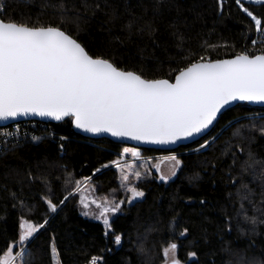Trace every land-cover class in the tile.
Masks as SVG:
<instances>
[{
	"label": "snow or ice",
	"instance_id": "obj_1",
	"mask_svg": "<svg viewBox=\"0 0 264 264\" xmlns=\"http://www.w3.org/2000/svg\"><path fill=\"white\" fill-rule=\"evenodd\" d=\"M225 2L226 0H218V11L221 14L224 12ZM163 3L164 0H156L154 12L159 13ZM234 3L250 18L247 31L256 33L251 43L256 45L258 39L264 43V18L245 7L242 0H234ZM255 3L264 5V0H255ZM43 7L52 9L53 17L58 23H40L39 16L35 23L6 18L8 9L4 0H0V122L16 121L21 117L50 118L55 121L68 118L76 129L84 133L110 134L112 137L153 145H174L200 137L203 142L193 151L201 155L204 151L215 149L224 134L230 132L231 136L224 141L220 155L231 160L226 171L228 183L234 189L227 194L233 215L228 216L225 209L222 230L230 233L232 220L242 219L251 225L250 233L257 235V228L264 224V219H261L264 216V158L258 155L253 145L258 139L264 138V115L248 117L247 122L241 119L229 120L215 134L210 137L206 134L216 127L218 118L235 102L264 105V52L245 51L231 59L217 60L205 59L201 55L198 60L192 61L191 57L195 53L185 47L187 38L177 29L171 33L175 40L174 46L181 54L177 64L181 61L189 62L183 67H177L175 75L170 78H150L142 70H129L119 66L115 51L97 54L78 39L80 33L86 30L82 25L89 24L98 12L107 17L101 23L102 31L105 30V25H114L119 19L115 10L111 13L105 11V8L111 7L108 0H104L103 5L99 0H80L79 8L74 2L69 3V0H56ZM69 25L74 26V31L68 30ZM170 27L176 29L174 23ZM124 28L128 33L126 38L130 40L134 22L129 21ZM145 30L150 35H154L156 31L150 22L138 29L140 33ZM107 32L111 35L112 28L108 27ZM117 41L123 43L119 36L113 37L109 43ZM201 47L214 48L216 45H209L204 41ZM172 59L174 58L169 57L170 61ZM28 138L29 133L22 131L19 125L13 130L0 131V155L13 152ZM30 139L39 143L44 137L31 135ZM59 139L65 141L68 138L61 136ZM59 148L63 154L64 144L60 143ZM129 153L134 158L141 157L137 148H123L122 155ZM165 159L172 162L170 175L160 174L157 178L167 184L169 179L176 176L183 162L176 155ZM112 163L119 170L120 187L125 189V194H131L127 201L104 197L99 202L83 195L78 201L82 206V215L102 219L106 237L109 235L107 230L111 228L109 214L120 212L125 202L131 204L145 196L143 190L129 184L130 176L139 181L141 172L135 169L126 172L125 165L119 159ZM201 166L206 169L211 166L213 172L216 167L212 161H204ZM108 167V164H104L101 168H96L93 175ZM128 167L132 168L131 165ZM157 171L159 172V166ZM28 175L32 181L40 180L44 186L42 200L45 204V218L40 222L24 219L25 208L31 212L33 206L25 205L16 192L4 186L2 190L13 200V207L20 206L21 220L17 238L0 253V264H34V253L29 242L34 243L36 234L48 225L49 215L62 210L65 202L81 192L85 182L92 180V177L78 180L73 173L65 171L62 181L65 194L57 203L54 202L55 193L51 182L46 177H33L31 172ZM200 179V174L196 173L189 178V182L196 183ZM257 182L260 189L259 201L256 199V189L251 186ZM204 203L203 200L200 201L201 205ZM90 204H94L99 212L89 211ZM178 216L179 212L169 222V229L173 233L178 227ZM237 230L241 236L247 234L239 224ZM151 231L153 229H149ZM188 233L189 229L185 227L179 231V236L187 237ZM112 237L113 243L120 246L123 235L113 231ZM144 239H147V233ZM221 240L223 241V236ZM205 242L207 243V237ZM137 250L140 254H146L143 243L137 245ZM177 250L178 244L174 241H170L162 249L164 257L168 258L171 254L170 261L166 260L165 264H181L175 255ZM221 251L233 253L230 247L222 246ZM50 255L55 264H61L54 237L50 243ZM188 256L196 258L197 253L189 252ZM102 259L92 256L90 264H99ZM244 260L241 257L239 264H244ZM226 264L232 262L227 261ZM248 264H256V261H248Z\"/></svg>",
	"mask_w": 264,
	"mask_h": 264
},
{
	"label": "trees",
	"instance_id": "obj_2",
	"mask_svg": "<svg viewBox=\"0 0 264 264\" xmlns=\"http://www.w3.org/2000/svg\"><path fill=\"white\" fill-rule=\"evenodd\" d=\"M254 1L242 0L245 7L264 18V5L255 4ZM55 2L56 0H4L8 9L6 18L35 23L39 16L40 23L56 24L58 21L53 17L52 9L43 7ZM73 2L77 8L80 7V0H69V3ZM99 2L103 5L104 0ZM155 2L156 0H108L111 7L105 8V11L111 13L115 10L119 19L114 25H105V30L102 31L101 23L107 17L98 12L89 24L82 25L86 30L80 33L78 39L97 54L115 51L119 66L129 70H142L150 78H170L175 75L177 67H183L189 62L181 61L177 64L181 54L174 46L175 40L171 35L177 29L187 38L185 47L195 53L191 57L192 61L198 60L201 55L205 59L217 60L230 59L245 51L264 52V43L259 39L256 45L251 43L256 33H248L246 26L250 23V18L239 9L234 0H226L223 14L218 11V0H164L159 13L154 12ZM129 21L134 22L130 40L126 38L128 33L124 28ZM146 22H150L156 30L154 35H150L147 30L144 33L138 31ZM173 23L176 29L170 27ZM108 27L112 28L111 35L107 32ZM68 30L74 31V26L69 25ZM116 36L123 43L117 41L110 44L109 41ZM204 41L216 47H201ZM169 57L174 59L170 61ZM258 115H264V108L240 104L220 117L219 123L208 137L229 120L241 119L247 122L248 117ZM40 131L44 137L41 142L27 139L13 152L0 155V253L17 238L21 220V208L19 205L13 207V200L2 190L4 186L16 192L25 205L33 206L31 212L25 208L23 218L40 222L45 218V204L42 200L45 189L40 180L32 181L29 178V172L33 177L42 175L51 182L55 193L54 202L58 203L65 194L62 185L65 171L73 173L78 180L82 179L111 161L124 147L105 139L84 138L74 132L70 120L40 128ZM61 136L68 139L61 141ZM230 136L231 133L226 132L216 148L204 151L203 155L193 151L202 140L173 153L142 150L143 155L149 157L179 154L182 167L167 184L153 177L141 181L137 187L145 192V196L123 205L112 222L107 237L101 223L81 215L78 196L70 198L62 210L47 217L49 223L36 234L34 243L29 242L34 253V264H55L50 255L53 237L61 264H89L92 256L102 257L100 264H163L162 249L170 241L178 244L177 257L182 264H226L227 261L239 264L241 257L245 258L244 264L252 260L256 264L264 262V224L257 228V235L250 233L251 225L242 219L232 220L230 233L222 230L225 209L228 216L233 215L227 194L234 189L228 183L226 171L231 160L220 155L224 141ZM60 143L64 144L63 154L59 148ZM253 148L264 158V138L258 139ZM204 161L215 163V171L211 166L207 169L202 167ZM196 173L200 174L201 179L190 183L189 178ZM93 181L103 190L116 189L119 186L118 172L113 168L103 170ZM251 186L256 189V199L259 201L258 182ZM201 200L205 202L203 205L200 204ZM177 212L178 227L173 233L169 229V222ZM237 224L245 230L246 235L239 234ZM185 227L189 229V233L187 237H180L179 231ZM149 229L153 231L149 232ZM113 231L123 235L120 246L113 243ZM224 241L228 243L225 244ZM140 243H143L146 254L138 252L137 245ZM222 246L230 247L233 253L221 251ZM193 251L197 253V257L189 258L188 253Z\"/></svg>",
	"mask_w": 264,
	"mask_h": 264
},
{
	"label": "rangeland",
	"instance_id": "obj_3",
	"mask_svg": "<svg viewBox=\"0 0 264 264\" xmlns=\"http://www.w3.org/2000/svg\"><path fill=\"white\" fill-rule=\"evenodd\" d=\"M254 3H255V1H254ZM125 147H128V146H124L123 148H125ZM123 148L121 149V151L119 153H117L115 155V157L111 161L106 163L109 165L108 168H102V171L106 170V169L113 168L118 172V179H119L118 188L112 189V190H103V188H100L99 186H97L94 183L93 178L97 174L101 173L102 171L93 175V173L95 171L94 170L93 172L89 173L86 176V177H92L91 182H85V184L82 185V191L76 194L78 196V199L81 195H83L89 199L95 198L99 202H102L104 197H107L109 200L115 199L117 201H119V200L127 201V198L130 197L131 194L130 193L125 194V189L123 187H120V173H119V170L117 169V167L112 163L113 161H116L118 159L120 160L122 165H125V171L126 172L131 171L133 169L139 170L141 172V179L139 181H137L134 176H130L129 184L136 186V187L138 186V184L141 181H143L147 178H150V177H153L155 180L162 182L157 177L160 174L170 175L171 167H172V162L166 160L165 158L168 156H171V155H176L180 159L179 154H165V155H157V156H150L149 157V156L143 155V151L140 149H138V150L141 152V157L139 159H137V158L132 157L130 153L127 154L126 156L122 155ZM128 148H132V147H128ZM128 165H131L132 168H129ZM157 166H159V172L157 171ZM101 167H99V168H101ZM180 169H181V167L178 169L177 173L179 172ZM145 170H147V172ZM174 178L175 177H172L171 179H169L168 183L170 181H172ZM138 199H142V198H138ZM124 204H129V203L125 202ZM123 205L121 206V209H122ZM79 208H80V213H81L82 212V206L80 204H79ZM89 211L94 212V213H98L99 209H96L94 204H90ZM118 214H119V212L115 213V214H109V220L111 223V227H112V222L118 216ZM82 216L88 220H91L94 222H99L104 226L102 219H97L91 215L90 216L82 215ZM104 228H105V226H104ZM107 231L110 232L111 228L108 229ZM175 255L177 257V253ZM170 257H171V254L169 255L168 258L164 257V263L163 264H165L166 260L170 261Z\"/></svg>",
	"mask_w": 264,
	"mask_h": 264
},
{
	"label": "water",
	"instance_id": "obj_4",
	"mask_svg": "<svg viewBox=\"0 0 264 264\" xmlns=\"http://www.w3.org/2000/svg\"><path fill=\"white\" fill-rule=\"evenodd\" d=\"M240 104H248L251 107L264 108V105H262V104L248 103V102H235L234 104L229 106V110L233 109L234 107H236V106H238ZM219 119H220V117L218 118V120ZM67 120H69V119L65 118V120H63V121H55V120H52L50 118L21 117V118H19L16 121L10 120V121H8L6 123L0 122V127H7V126H10V125L21 123V122H25V121H39V122H43V123L61 124V123H64L65 121H67ZM72 126H73V130H74V132L76 134H78V135H80V136H82L84 138H87V139H91V140H103V139H105V140H109V141H111L113 143H116V144L132 147V148H137V149H140V150H154V151L164 152V153H173V152L177 151L178 149H180L182 147L190 146V145H192L194 143H197L198 141L201 140L200 137H196V138H194V140L193 139H189L187 141H180V142H177L174 145H153V144L140 143V142L133 141V140H130V139H120V138L112 137L110 134L93 135L91 133H84V132L76 129L73 124H72ZM213 129H210L209 132L206 134V136H208L213 131Z\"/></svg>",
	"mask_w": 264,
	"mask_h": 264
},
{
	"label": "built area",
	"instance_id": "obj_5",
	"mask_svg": "<svg viewBox=\"0 0 264 264\" xmlns=\"http://www.w3.org/2000/svg\"><path fill=\"white\" fill-rule=\"evenodd\" d=\"M16 125H19V127L21 128L22 131H27L29 133L28 139H30L31 135L42 136V134H40V132H41L40 128L49 127L51 125V123H43V122H39V121H25V122L13 124V125H10L7 127H0V131L5 130V129L13 130ZM99 264H100V262H99Z\"/></svg>",
	"mask_w": 264,
	"mask_h": 264
}]
</instances>
